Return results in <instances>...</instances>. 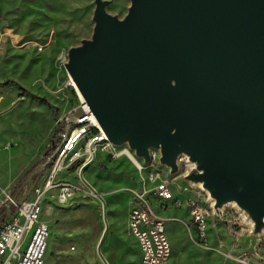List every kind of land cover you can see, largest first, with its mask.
<instances>
[{"label":"water","instance_id":"water-1","mask_svg":"<svg viewBox=\"0 0 264 264\" xmlns=\"http://www.w3.org/2000/svg\"><path fill=\"white\" fill-rule=\"evenodd\" d=\"M95 19L94 42L71 57L69 77L83 103L66 118L65 134L91 114L113 145L130 134L144 163L149 146H162L159 162L171 174L177 172V148L169 139L175 126L195 170L183 178L203 182L214 210L233 202L249 224L258 216L263 223L256 180L264 179V0H132L123 22H114L101 6ZM170 80L174 95H167ZM56 154L37 164L2 204L3 221L13 203L20 206L31 195ZM250 156L257 165L241 170ZM94 159L92 154L80 167L79 179L101 203L97 255L108 264L101 252L109 228L106 204L83 178ZM223 159L229 176L220 180ZM211 181L214 187H206ZM238 181L246 185L244 197L234 190Z\"/></svg>","mask_w":264,"mask_h":264},{"label":"rangeland","instance_id":"rangeland-1","mask_svg":"<svg viewBox=\"0 0 264 264\" xmlns=\"http://www.w3.org/2000/svg\"><path fill=\"white\" fill-rule=\"evenodd\" d=\"M131 5L132 0H0V114L22 98L18 114L11 116L8 122L12 129L19 125L25 141V145L20 146V159H24L20 160L24 164L21 169L6 173L5 158L0 155V215L4 210L2 204L9 201L7 196L12 199L26 175L56 150L66 132V118L81 104L74 86L69 85V68L72 54L82 52L87 44L94 42L97 7L101 6L114 22H123ZM130 141V134L125 132L118 148L127 149L138 161H144ZM8 145L16 146L8 141L4 148L8 149ZM162 148L149 146L147 153L155 151L162 155ZM178 148L177 172L170 174L171 169L162 165L164 169H158L160 179L167 177V173L173 178L182 170H186L187 175L195 171L191 166L184 169L180 165L178 159L187 160L190 155L181 143ZM130 161L126 158L112 160L103 152H97L93 163L83 172L85 181L106 204L109 232L101 252L108 264H141L138 245L128 228V212L135 193L152 188L146 178L147 174L154 173H138ZM81 166H69L60 175V181L81 183L87 196L78 192L61 204L51 192L43 201L41 220L50 232L45 264H103L97 255L104 229L101 203L80 181ZM45 172L38 182L43 181ZM222 174L225 175V171L222 170ZM202 183L191 176L181 177L176 182L177 191H173L174 200L166 203L161 213L167 219L166 235L171 246L166 264H242L238 257L249 253L257 243L263 260H248L246 264H264V240L256 241L258 233L264 238V222L260 223L259 216L254 226L248 223L243 231L236 228L238 234L233 233L224 220L208 221L207 241L200 243L196 238L188 200H182L181 195L193 199L192 191L198 189L209 195V189L202 188ZM212 184L213 181L206 187L213 188ZM187 188L189 192L185 191ZM152 204L159 202L153 200ZM225 209L231 213L230 207ZM158 210L155 206V211Z\"/></svg>","mask_w":264,"mask_h":264},{"label":"built area","instance_id":"built-area-1","mask_svg":"<svg viewBox=\"0 0 264 264\" xmlns=\"http://www.w3.org/2000/svg\"><path fill=\"white\" fill-rule=\"evenodd\" d=\"M69 128L56 148L57 154L49 164L43 181L37 182L31 195L20 206L13 203L10 217L1 222L0 264H45L44 258L50 232L47 224L41 220L43 201L51 192L55 193L57 201L61 204L70 201L78 192H83L85 196L88 195L82 190L84 186L81 183L76 185L60 181V175L67 171L69 166L77 161H81L83 165L92 158V154L95 156L97 152H103L112 160L126 158L130 161L128 158L130 151L119 149L111 142L102 143L97 135L88 133V127L83 122L71 125ZM78 137H86L87 145L75 147V138ZM93 139H100V146H93ZM159 157L157 152L152 151L146 163L136 159L139 162L138 165L130 161L138 173L150 171L154 173V175L147 174L146 178V183L152 185V188L136 192L128 212V228L138 245L141 264H166L168 262L171 246L166 235L167 219L163 218L161 213L165 210L166 203L174 200L173 191H177L176 186L178 185L176 182L186 174V170H182L173 178H170L167 173L166 179H159L158 169H164L159 162ZM178 162L184 169L191 166L184 157L179 158ZM185 191L189 192V188ZM202 191V189L192 191L193 199L187 201L192 227L200 243L207 241L208 221L214 223L224 220L235 234H238L236 228L243 231V228L247 227L249 222L235 205L230 204L222 209L214 210L215 202ZM7 199L11 200L9 196ZM153 200L159 202L156 205L159 212L155 211ZM229 207L231 213L225 209ZM258 238L256 241L264 240V238ZM259 248V243H257L249 253L239 256L238 261L246 264L248 260H263Z\"/></svg>","mask_w":264,"mask_h":264},{"label":"bare ground","instance_id":"bare-ground-1","mask_svg":"<svg viewBox=\"0 0 264 264\" xmlns=\"http://www.w3.org/2000/svg\"><path fill=\"white\" fill-rule=\"evenodd\" d=\"M176 82L173 81V80H170L169 81V85H170V89L168 91V94L167 95H174L175 93V88H176ZM70 86H74L73 85V82L71 81ZM81 99V97H80ZM82 99H81V104H82ZM86 110V108H84ZM88 118L83 121V123L88 127V133H93L95 135H97L100 139H101V142L102 143H110L109 139L105 136V134L102 132V130L99 128L98 124L95 122L93 116L91 114H87ZM179 130L177 129V127L173 126L171 128V130H169V139L171 142H173V144L175 145V147L177 148V151L174 153V156L177 157L178 156V153H179V143L182 144V147L184 149V151L188 152L190 154V151L187 149L184 148V143L180 140V137H179ZM174 134V135H173ZM100 139H93V146H100ZM80 143H83L82 144V147L87 145V138L86 137H78V138H75V147H79V144ZM205 148V147H203ZM206 153L208 154L209 151L207 150L206 152L205 151H202V160L205 159V156ZM98 155V154H97ZM129 155V159L133 162V163H136L139 165V162L136 160V158L133 156V154L131 152L128 153ZM207 157V156H206ZM190 162V161H189ZM197 163H195L193 166H195ZM192 165V164H191ZM248 165V168L250 169V172L251 170H253V168L255 167V165H257V160L255 159L254 156H250V160H249V163H245L244 161L241 162V170H244V167ZM192 167V166H191ZM222 170L225 171V175L222 174ZM198 172L200 174H202L204 171L203 170H198ZM163 175V174H162ZM166 175V174H165ZM164 176V175H163ZM229 176V172L227 170V163H226V160L223 159L222 160V163L218 166V173H217V178L218 179H223V178H226ZM159 178V177H158ZM167 177L164 176V179H166ZM160 179V178H159ZM163 179V178H162ZM256 184H257V187L260 189V192H261V199L264 201V179H257L256 180ZM263 188V189H262ZM262 189V190H261ZM205 190V189H204ZM234 190L237 191V193H240L242 197L245 196L246 194V185L241 182V181H238L234 184ZM249 194V193H247ZM231 204L233 202H230Z\"/></svg>","mask_w":264,"mask_h":264},{"label":"crops","instance_id":"crops-1","mask_svg":"<svg viewBox=\"0 0 264 264\" xmlns=\"http://www.w3.org/2000/svg\"><path fill=\"white\" fill-rule=\"evenodd\" d=\"M21 99L22 98H19L18 100H16L14 103H12L9 106V108L6 111H4L3 113L0 114V144H1V146H0V155L1 156L4 155L5 163H6V167L4 168V170L6 169L5 170L6 173H10V174L13 171L19 170V169H21L24 166V164L21 163V161H23L24 159H20V155L22 153V150L20 149V146L22 147V145H25L24 144L25 141H24L22 135L19 132V128L20 127L18 125L16 128L12 129L9 126L10 123L8 122L9 119L11 118V116H14V115L18 114L17 112H19V109H20L19 108V106H20L19 104L21 103ZM28 106L29 105L25 106L24 109L22 108L23 111L25 109H27ZM8 141H12L16 146L13 148V146L8 145V149L4 148V145ZM38 145H37V147H38ZM27 152H30V149ZM22 157H24V156H22ZM188 196H189V194H188ZM181 197H182V200H186V199L189 200L188 199L189 197H187L186 194H182ZM154 205L156 206L157 204H154ZM108 232H109V228H108Z\"/></svg>","mask_w":264,"mask_h":264},{"label":"trees","instance_id":"trees-1","mask_svg":"<svg viewBox=\"0 0 264 264\" xmlns=\"http://www.w3.org/2000/svg\"><path fill=\"white\" fill-rule=\"evenodd\" d=\"M34 99H37V98L34 97ZM80 164H81V161H77L76 163H74V167H77ZM2 213H3V211H2ZM3 219H4V216H2V214H1L0 215V223L3 221Z\"/></svg>","mask_w":264,"mask_h":264}]
</instances>
